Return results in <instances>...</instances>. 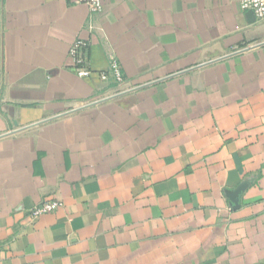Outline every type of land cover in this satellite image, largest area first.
Segmentation results:
<instances>
[{"label":"crops","instance_id":"crops-1","mask_svg":"<svg viewBox=\"0 0 264 264\" xmlns=\"http://www.w3.org/2000/svg\"><path fill=\"white\" fill-rule=\"evenodd\" d=\"M102 2L90 33L78 0H0V264H264V21ZM80 37L128 91L77 76Z\"/></svg>","mask_w":264,"mask_h":264},{"label":"built area","instance_id":"built-area-1","mask_svg":"<svg viewBox=\"0 0 264 264\" xmlns=\"http://www.w3.org/2000/svg\"><path fill=\"white\" fill-rule=\"evenodd\" d=\"M78 3L88 7L90 14L88 31L93 33L95 29L94 18L104 12V4L102 0H78ZM241 8L244 11L254 12L260 22L264 21V0H242ZM90 48L91 42L83 37L77 38L70 48L69 57L77 76L81 79H90L97 76L102 84L115 86L118 95L128 91L123 89L126 84V76L118 58L112 55L106 68L95 69L90 63ZM62 207L63 203L61 200L46 199L30 210L29 213L32 219H38Z\"/></svg>","mask_w":264,"mask_h":264},{"label":"water","instance_id":"water-1","mask_svg":"<svg viewBox=\"0 0 264 264\" xmlns=\"http://www.w3.org/2000/svg\"><path fill=\"white\" fill-rule=\"evenodd\" d=\"M250 14H252V16H253V17H255V14H254V12H250Z\"/></svg>","mask_w":264,"mask_h":264}]
</instances>
